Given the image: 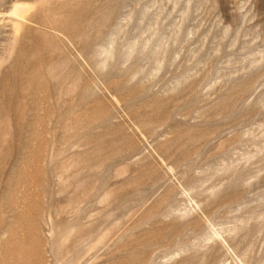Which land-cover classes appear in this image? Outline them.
<instances>
[{"label": "rangeland", "instance_id": "rangeland-1", "mask_svg": "<svg viewBox=\"0 0 264 264\" xmlns=\"http://www.w3.org/2000/svg\"><path fill=\"white\" fill-rule=\"evenodd\" d=\"M0 264H264V0H0Z\"/></svg>", "mask_w": 264, "mask_h": 264}, {"label": "bare ground", "instance_id": "bare-ground-1", "mask_svg": "<svg viewBox=\"0 0 264 264\" xmlns=\"http://www.w3.org/2000/svg\"><path fill=\"white\" fill-rule=\"evenodd\" d=\"M26 6L21 4L15 7L13 13H12V21L14 23V26L16 27L18 23H20V21L22 22V13L24 12ZM24 21V20H23Z\"/></svg>", "mask_w": 264, "mask_h": 264}]
</instances>
